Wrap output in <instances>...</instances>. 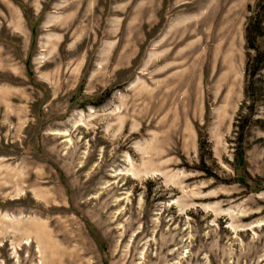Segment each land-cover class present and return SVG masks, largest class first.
Masks as SVG:
<instances>
[{"label":"rangeland","instance_id":"obj_1","mask_svg":"<svg viewBox=\"0 0 264 264\" xmlns=\"http://www.w3.org/2000/svg\"><path fill=\"white\" fill-rule=\"evenodd\" d=\"M256 1L0 0V264H264Z\"/></svg>","mask_w":264,"mask_h":264},{"label":"trees","instance_id":"obj_2","mask_svg":"<svg viewBox=\"0 0 264 264\" xmlns=\"http://www.w3.org/2000/svg\"><path fill=\"white\" fill-rule=\"evenodd\" d=\"M245 41L247 47L246 63L244 68V101L236 117L235 129L241 144L244 128L258 110V103L264 104V48L260 44L264 42V0H257L251 15L245 25ZM264 44V43H263ZM245 109V113L242 110ZM260 118L253 119L252 122H260ZM264 123V114H263ZM262 129L264 127H261ZM204 141H200V148ZM240 157H242V146L239 147Z\"/></svg>","mask_w":264,"mask_h":264}]
</instances>
